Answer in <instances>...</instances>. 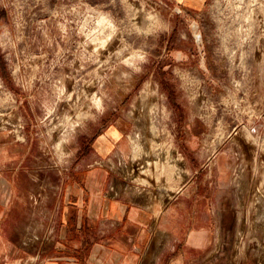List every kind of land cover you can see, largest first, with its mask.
Masks as SVG:
<instances>
[{
	"label": "clouds",
	"instance_id": "clouds-1",
	"mask_svg": "<svg viewBox=\"0 0 264 264\" xmlns=\"http://www.w3.org/2000/svg\"><path fill=\"white\" fill-rule=\"evenodd\" d=\"M0 264H264V0H0Z\"/></svg>",
	"mask_w": 264,
	"mask_h": 264
}]
</instances>
